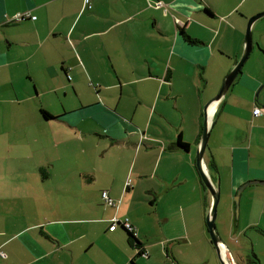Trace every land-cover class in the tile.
Returning <instances> with one entry per match:
<instances>
[{"label":"crops","instance_id":"crops-1","mask_svg":"<svg viewBox=\"0 0 264 264\" xmlns=\"http://www.w3.org/2000/svg\"><path fill=\"white\" fill-rule=\"evenodd\" d=\"M262 10L264 0H0V112L16 116L0 117V264H208L191 239L212 200L196 164L203 108ZM251 31L264 52V22ZM244 66L237 81L259 84ZM58 90L73 96L54 114L40 97ZM238 97L219 109L205 162L242 236L264 233V190L244 189L236 223L233 201L264 180V99ZM115 216L137 227L146 256L121 225L109 229ZM255 254L264 264V248Z\"/></svg>","mask_w":264,"mask_h":264},{"label":"rangeland","instance_id":"rangeland-1","mask_svg":"<svg viewBox=\"0 0 264 264\" xmlns=\"http://www.w3.org/2000/svg\"><path fill=\"white\" fill-rule=\"evenodd\" d=\"M263 11L264 10H262L261 12H263ZM258 13H260V12H258ZM249 20H250V18L247 21V26H248ZM258 20H261V22H264V17H261ZM245 36H246V34H245ZM253 44H254V50H252L249 58L247 59L245 66H244V70L246 72L247 68L251 69L250 65L254 64L255 67H253L252 69L255 68L256 75L259 77V84H253L252 82L247 80L245 78L246 75L243 72V74L240 75V78H243V79L236 81V83L230 87L229 92H227L225 97L227 98L228 104L227 105L223 104V107L221 108L223 110L226 107V110L230 111L232 109V106H233L232 103L234 102L235 99L239 98L238 97L239 94L243 95V94L248 93L254 99H259V101H261V99H264V84H263L264 83V52L261 50V47H259V45L257 44V40H255V42H253ZM243 52H244V48H243V51L241 52V54H239V56H238V54H235V56H231L229 54L225 55V57L227 58V62L230 65L229 66L230 70L240 60ZM230 70H229V72H230ZM227 74H225V76ZM224 79L225 78H223V80ZM243 80L247 82L248 89H246L245 87H243V85H241L240 82ZM223 82H221L219 88H217V86H216L215 91H218V92L220 91V89L223 85ZM218 92L216 94H214V96L217 95ZM71 96H73V95L72 94L68 95L67 99H65L64 98V91L58 90V92H48V93L44 94L43 98L40 97V100L42 102V105L45 104L52 111V113L55 114V113L60 112L62 110L64 103H65L66 107H69L68 106V100L71 98ZM214 96H212V97H214ZM209 100H207V102ZM37 108L39 109L38 104H37ZM0 117L5 119L7 117L13 118L16 116H11L10 114L6 115V113L2 111V112H0ZM243 125L245 126V123H243ZM211 142H213V141L211 140ZM196 153H197V149H196ZM131 180H132V178H131ZM255 186L257 188H259L260 190H264V186H261V185H253L252 187H249V188H255ZM248 190L249 189H247V191H245V192L243 191L244 192V193H242L243 195L241 194L240 210H241V201L243 200V198H244L245 194L248 192ZM208 193H209V195H211L210 192H208ZM233 199H235V197ZM229 203H230V200L228 201V204H227L225 196L221 192V198H220V201L218 204V211H217L216 228H217L218 232L220 233L224 243L228 246L229 249L232 250V253H233V251L236 252L237 260H239V258H240V256L237 255L239 253H241L242 256L245 255V257H251V259H253V257H254L253 253H256V251L261 249V248H264V233L259 232L258 229L255 228V231L249 230L244 235L239 236L237 230L235 229V224L232 223V226H229V219H228L229 213L227 210V208H229ZM206 211H205V217L203 219L205 230L203 231V233L200 231H197L196 235L192 236V238H191V239H193L194 242H196L195 243L196 248L193 251V254L197 255L196 260H200L198 258H204V259L206 258V259H208L207 260L208 264H222V262L219 258V255H218L217 248L215 247V245L213 244V242L211 240V236H210L209 229L207 226V221H206V216H207ZM205 240H206V243H205ZM207 243L210 244L211 251H207V249L209 250V247L207 248V245H206V247L201 246V245H205ZM180 248H182V247H180ZM232 253L230 254L231 256L233 255ZM6 256H7V254H6ZM3 257H5V256H3ZM195 264H198V263L195 261Z\"/></svg>","mask_w":264,"mask_h":264},{"label":"water","instance_id":"water-1","mask_svg":"<svg viewBox=\"0 0 264 264\" xmlns=\"http://www.w3.org/2000/svg\"><path fill=\"white\" fill-rule=\"evenodd\" d=\"M264 16V12H260L255 16L251 17L248 26H247V33H246V41H245V48L240 60L233 66L230 72L225 76L223 85L217 95L211 98L204 106V130L201 134L198 148H197V156H196V164L198 170L201 174L202 180L206 187L209 189L211 193L212 202L207 208V226L209 229V233L211 236V240L215 247L217 248L219 258L222 264H235V258L231 256L230 259L227 257V253L231 254V249L224 243L221 235L219 234L216 228V220H217V211H218V204L221 198V183H220V176L219 173L216 172L215 178H213L209 172V168L207 163L205 162V152L208 147L210 135H211V128L213 122L216 118V112L218 111L221 103L225 99L227 92L229 91L230 87L234 83L235 79L242 71V67L245 64L247 58L249 57L252 51V31L251 27L252 24L259 18ZM211 108L213 110L211 111ZM249 185H261L264 186V180L261 179H252L247 181L246 183L242 184L236 194L234 195V214H235V223L239 220L240 217V198L241 194L244 189Z\"/></svg>","mask_w":264,"mask_h":264},{"label":"trees","instance_id":"trees-1","mask_svg":"<svg viewBox=\"0 0 264 264\" xmlns=\"http://www.w3.org/2000/svg\"><path fill=\"white\" fill-rule=\"evenodd\" d=\"M185 37H186V39H187L189 42H191V43H197L196 39L191 38L189 35H185ZM240 73H241V72H240ZM237 78H238V77H237ZM237 78L235 79V81H234L233 84L236 83ZM218 93H219V92H218ZM212 98H213V97H212ZM225 99H226V97H225ZM225 99H224L223 102L221 103L219 109L222 107V105H223ZM204 106H205V105H204ZM219 109H218V111L216 112V117H217V113L219 112ZM203 111H204V108H203ZM41 113H42L43 117H45V118L54 117L52 114H50V113H49L48 111H46L45 109H42V110H41ZM253 114H254V110H253ZM203 115H204V118H203V127H202V129H201V134H202V132H203V130H204V119H205V114H204V112H203ZM254 115H255V114H254ZM214 121H215V120H214ZM201 134H200V137H201ZM174 145H176V146L178 145V146H180V147H182V148H184V149H188V147H189V144H188L187 142L183 141L181 135H179L178 140L174 143ZM207 165H208L209 171H210V173H211V176H212L213 178H215L214 175H213V173H214L215 176H216V172H218V169H217V166H216L214 160L210 161V163L207 164ZM197 170H198V169H197ZM198 172H199V170H198ZM212 172H213V173H212ZM199 178H200V182H201L203 188H204L207 192H210V191H208L209 189H208V188L206 187V185L204 184L200 172H199ZM126 183H127V182H126ZM130 185H131V184H130ZM130 185H128V186H130ZM126 186H127V184H126ZM128 186H127V187H128ZM104 192H108V191H107V190H104L103 193H104ZM103 193H102V196H103V198L105 199V201H106L108 204H110V205H114V206H115V205H116V202H115V201L109 196V194H108V196H109V198L111 199L110 202L106 200V198L104 197ZM211 202H212V200H211ZM210 204H211V203H210ZM210 204H209V205H210ZM209 205H208V206H209ZM208 206H207V207H208ZM125 219H128V220L130 221V223L135 227V230H130V229L126 226V221H125ZM111 223H112V225L115 224V228H114V229H111V226H112V225L109 227V229H110L111 231H112V230H115V229L117 228V226L121 225V226L126 230V232L129 233V242L131 243V245H133L134 247H136V248L138 249V254H140V255H144V256L147 255L146 251L143 250L142 248H140L141 245H142V243H141V241H140V240L138 239V237H137V227L131 222V220H130L129 217L118 218V217L115 216L114 218L111 219ZM229 258H230V257H228V259H229ZM253 258H255V259H251V257H250V259L253 261V263H255V264H260V259H259V257H258L256 254L254 255ZM133 264H134V262H133Z\"/></svg>","mask_w":264,"mask_h":264},{"label":"built area","instance_id":"built-area-1","mask_svg":"<svg viewBox=\"0 0 264 264\" xmlns=\"http://www.w3.org/2000/svg\"><path fill=\"white\" fill-rule=\"evenodd\" d=\"M87 1V3H89V0H86ZM161 5V2L159 1V2H157V6H160ZM27 17H29V14L28 13H19V14H17L15 17H14V20H18V21H20V20H23V19H26ZM35 18V17H34ZM261 113V110H260V108H255L254 109V114L255 115H259ZM127 186L128 185H130L131 184V179H128V181H127ZM103 195H104V197L106 198V200L107 201H111V199L109 198V196H108V192H104L103 193ZM125 221H126V226L130 229V230H135V227L130 223V221L128 220V219H125ZM115 228V224H113L112 226H111V229H114ZM1 253V255L2 256H6V253L5 252H0Z\"/></svg>","mask_w":264,"mask_h":264},{"label":"flooded vegetation","instance_id":"flooded-vegetation-1","mask_svg":"<svg viewBox=\"0 0 264 264\" xmlns=\"http://www.w3.org/2000/svg\"><path fill=\"white\" fill-rule=\"evenodd\" d=\"M234 264V263H233ZM235 264H239V262L235 259Z\"/></svg>","mask_w":264,"mask_h":264},{"label":"bare ground","instance_id":"bare-ground-1","mask_svg":"<svg viewBox=\"0 0 264 264\" xmlns=\"http://www.w3.org/2000/svg\"><path fill=\"white\" fill-rule=\"evenodd\" d=\"M213 110V108H211V111Z\"/></svg>","mask_w":264,"mask_h":264}]
</instances>
